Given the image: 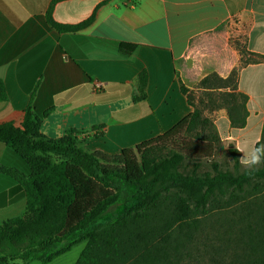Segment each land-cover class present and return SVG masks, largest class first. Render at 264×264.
<instances>
[{
	"label": "crops",
	"instance_id": "crops-1",
	"mask_svg": "<svg viewBox=\"0 0 264 264\" xmlns=\"http://www.w3.org/2000/svg\"><path fill=\"white\" fill-rule=\"evenodd\" d=\"M53 1L0 0V124L21 128L32 103L44 136L73 130L85 150L117 155L193 111L181 83L195 90L206 76L226 78L239 68L246 126L232 127L224 109L215 126L234 149L251 150L263 138L264 62L241 67V50L264 55V0H57L56 22L91 19L76 32L48 24ZM24 167L0 142V220L25 209L23 189L4 171Z\"/></svg>",
	"mask_w": 264,
	"mask_h": 264
},
{
	"label": "trees",
	"instance_id": "trees-1",
	"mask_svg": "<svg viewBox=\"0 0 264 264\" xmlns=\"http://www.w3.org/2000/svg\"><path fill=\"white\" fill-rule=\"evenodd\" d=\"M56 1L46 15L52 28L76 32L91 22H56L52 17ZM241 52V67L264 62V55L246 49ZM239 71L235 68L226 78L210 74L195 90L181 83V92L193 111L164 134L117 155L85 150L77 137L79 132L73 130L56 139L44 136L32 103L25 110L21 128L0 124V142L25 165V173L4 171L19 183L26 198L20 216L0 220V264L35 260L48 264L83 241L86 246L75 264H165L172 231L193 214L206 220L211 218L209 214L230 209L250 196L248 193L264 181V164L244 168L239 152L232 147V169L213 161L221 138L214 120L196 101L208 98L217 104L212 111H227L232 127H245L249 98L238 91ZM145 79L143 74L142 91ZM0 99H6L2 82ZM258 143L263 144V138ZM120 185L132 189L137 203L122 217L101 223L120 202ZM163 207L170 210L173 220L165 226H153L146 214ZM244 231L241 242L245 255L229 263L220 258L216 264H264V232L252 226Z\"/></svg>",
	"mask_w": 264,
	"mask_h": 264
},
{
	"label": "rangeland",
	"instance_id": "rangeland-1",
	"mask_svg": "<svg viewBox=\"0 0 264 264\" xmlns=\"http://www.w3.org/2000/svg\"><path fill=\"white\" fill-rule=\"evenodd\" d=\"M196 101L203 112L213 120L216 119L217 113L223 110H215L217 104L212 103L208 98H204L202 103L198 102L199 97ZM213 108H215L214 111H212ZM217 146L212 160L220 164L222 168L232 169L234 161L229 150L231 147L234 148V145L231 141L221 140ZM206 165H209L208 161ZM120 186L122 192L120 202L111 208L105 218L100 221L101 223L122 217L125 211L136 205L137 200L133 197L132 189ZM248 194L250 196L237 202L236 206L230 209H220L219 213L218 211L211 213L209 214L211 218H206V220L200 219L199 214H193L188 222L181 224L174 233L172 231L166 247L168 256L165 264H216V260L225 259L229 263L236 256L237 259H241L239 255H245V246L241 242V237H244L247 232L244 230L252 226L259 230L257 232H264V181H261L260 185ZM146 216L152 220L153 226L155 224L165 226L168 221L170 223L173 220L170 210L165 207L158 211L151 210ZM85 246L86 241L76 244L71 251L61 256L54 264L75 263Z\"/></svg>",
	"mask_w": 264,
	"mask_h": 264
},
{
	"label": "clouds",
	"instance_id": "clouds-1",
	"mask_svg": "<svg viewBox=\"0 0 264 264\" xmlns=\"http://www.w3.org/2000/svg\"><path fill=\"white\" fill-rule=\"evenodd\" d=\"M236 150L243 153L239 163L246 169H254L264 164V144L257 143L251 150L246 151L240 144H235Z\"/></svg>",
	"mask_w": 264,
	"mask_h": 264
}]
</instances>
